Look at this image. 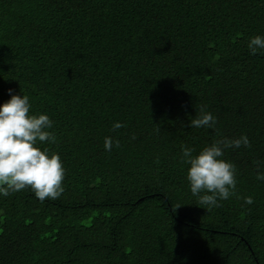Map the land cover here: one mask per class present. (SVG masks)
Returning <instances> with one entry per match:
<instances>
[{"label":"trees","instance_id":"trees-1","mask_svg":"<svg viewBox=\"0 0 264 264\" xmlns=\"http://www.w3.org/2000/svg\"><path fill=\"white\" fill-rule=\"evenodd\" d=\"M264 0H0V103L46 113L56 200L0 197V264H264ZM201 106L215 130L190 128ZM120 122L123 127L113 129ZM226 149L236 195L205 211L181 145ZM119 140L104 150V137ZM253 203L243 208L242 198ZM178 205L180 207L176 208Z\"/></svg>","mask_w":264,"mask_h":264},{"label":"clouds","instance_id":"clouds-1","mask_svg":"<svg viewBox=\"0 0 264 264\" xmlns=\"http://www.w3.org/2000/svg\"><path fill=\"white\" fill-rule=\"evenodd\" d=\"M246 47L250 54L264 52V35L248 38ZM9 99L0 103V197L28 188L35 198L56 200L64 192L62 181L65 168L58 153L42 147L44 142L54 144L56 135L53 121L46 113L30 114L31 104L26 94H13L7 90ZM215 116L201 106L189 118L188 127L215 130ZM123 127L120 122L112 124L113 129ZM119 140L104 137V150L110 151ZM250 147L246 134L238 137L217 136L199 151L191 146L181 145L180 159L186 165L185 181L196 203L205 211L221 206V201L236 195L237 166L224 159L226 149ZM256 179L264 181V171L257 164ZM241 207L253 203L252 196H244ZM180 207L178 205L176 208Z\"/></svg>","mask_w":264,"mask_h":264}]
</instances>
